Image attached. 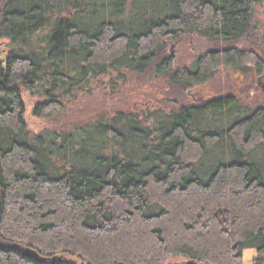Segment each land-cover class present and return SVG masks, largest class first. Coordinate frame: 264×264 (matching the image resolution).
Instances as JSON below:
<instances>
[{"label":"trees","instance_id":"trees-1","mask_svg":"<svg viewBox=\"0 0 264 264\" xmlns=\"http://www.w3.org/2000/svg\"><path fill=\"white\" fill-rule=\"evenodd\" d=\"M261 3L0 0V264H246V249L264 264V106L184 95L221 68L261 73L247 45ZM191 36L214 48L176 70L168 42ZM132 78L165 87L27 128L30 100L49 119L97 82Z\"/></svg>","mask_w":264,"mask_h":264},{"label":"rangeland","instance_id":"rangeland-1","mask_svg":"<svg viewBox=\"0 0 264 264\" xmlns=\"http://www.w3.org/2000/svg\"><path fill=\"white\" fill-rule=\"evenodd\" d=\"M255 23L253 27L257 29L255 33L250 36L255 39L248 40L247 45L250 44V50L254 51L258 57V61L263 65L262 74H258L257 68L254 64L245 65V73H234L231 70L219 69L213 77L205 82V84L194 85L191 90L184 92V95L193 102L203 104L209 101L212 97L217 95H224L231 93L238 97L241 102L249 109L257 106H264V3L258 5L255 15ZM261 35L263 36L261 38ZM1 42V41H0ZM258 45L255 46L254 45ZM211 43L205 39L195 36L180 37L177 40L168 42V54L173 56V65L176 70L182 71L183 68L193 63V60L204 55V53L211 51ZM249 51V49H248ZM252 58H249L251 60ZM164 79L160 78L157 81H145L132 78L125 84H119L114 90L107 87L105 81H100L92 86L88 92L79 94L77 97L67 103L65 108L53 118H40L34 117L30 110L35 105L36 99L28 101V112L25 115L27 128L38 134L46 129H61L62 126H67L75 121L90 120L96 114L109 110L110 113L116 111L123 99H128L134 103L142 104L143 97H148L147 101L158 99L162 89L164 88ZM145 101V100H144ZM146 103V101H145ZM219 150L220 147L215 148ZM258 151L261 158H264V150ZM246 264L256 257L252 250L243 252ZM61 256V255H59ZM182 260L171 258L167 264H179Z\"/></svg>","mask_w":264,"mask_h":264},{"label":"water","instance_id":"water-1","mask_svg":"<svg viewBox=\"0 0 264 264\" xmlns=\"http://www.w3.org/2000/svg\"><path fill=\"white\" fill-rule=\"evenodd\" d=\"M22 253H23V255L25 257H27L29 259H32V260L34 259L35 261H37L39 263H44V262L47 261L46 258L40 257V255L38 254V252H36L35 250H32L30 248H23ZM60 260L61 259L58 256H56L55 258L49 259V261L51 263H53V264H55L56 261H60ZM81 264H83V263H81ZM188 264H192V262L191 263H188Z\"/></svg>","mask_w":264,"mask_h":264},{"label":"flooded vegetation","instance_id":"flooded-vegetation-1","mask_svg":"<svg viewBox=\"0 0 264 264\" xmlns=\"http://www.w3.org/2000/svg\"><path fill=\"white\" fill-rule=\"evenodd\" d=\"M257 73V72H256ZM259 74H262V73H259ZM196 103V102H195ZM204 103H206V101L205 102H203V104ZM243 106L245 107V108H247L244 104H243ZM257 107H261V106H257ZM252 108H256V107H252ZM247 109H249V108H247Z\"/></svg>","mask_w":264,"mask_h":264}]
</instances>
